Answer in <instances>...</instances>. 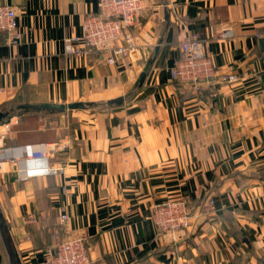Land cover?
<instances>
[{
	"label": "crops",
	"instance_id": "1",
	"mask_svg": "<svg viewBox=\"0 0 264 264\" xmlns=\"http://www.w3.org/2000/svg\"><path fill=\"white\" fill-rule=\"evenodd\" d=\"M145 3L132 28L141 47L111 66L67 52L98 0H0L22 34L11 47L0 33V111L88 104L0 124L1 217L21 264H40L68 234L87 237L93 264H264V0ZM195 36L237 83L195 93L172 80L179 43ZM27 144L50 145L64 173L21 180L9 158ZM183 200L189 228L159 234L154 206ZM0 264H11L1 233Z\"/></svg>",
	"mask_w": 264,
	"mask_h": 264
},
{
	"label": "built area",
	"instance_id": "2",
	"mask_svg": "<svg viewBox=\"0 0 264 264\" xmlns=\"http://www.w3.org/2000/svg\"><path fill=\"white\" fill-rule=\"evenodd\" d=\"M98 6L96 14H89L84 19L81 36L69 40L71 45L67 52L74 56L99 55L108 65H122L141 47V38L132 32V28L137 18L149 9V5L145 0H98ZM0 33L6 35L7 44L11 47L21 42L17 13L8 4L0 5ZM231 36L230 30L220 34L225 39ZM177 53L170 71L171 78L187 85L195 93L212 86L217 79L225 84L240 80L235 72L218 76L212 56L206 52L204 41L197 36L182 40ZM48 147V144H27L12 149L18 156L10 157L9 161L21 180L64 173L63 165L50 167ZM209 209L211 213H216L217 201L211 199ZM153 217L159 234L172 235L188 229L192 218L188 203L184 200L155 205ZM36 221L35 214H29L25 218L27 224ZM60 221L63 225L68 222L67 213L61 215ZM87 243V237L68 234L59 240L56 248L49 251L40 264H93Z\"/></svg>",
	"mask_w": 264,
	"mask_h": 264
},
{
	"label": "water",
	"instance_id": "3",
	"mask_svg": "<svg viewBox=\"0 0 264 264\" xmlns=\"http://www.w3.org/2000/svg\"><path fill=\"white\" fill-rule=\"evenodd\" d=\"M259 47L260 50L264 51V37L261 38V40L259 41ZM146 74H142L141 75V82H143V80L145 79ZM116 103H118L117 101H115ZM113 102H109L108 104H112ZM23 108L26 111L29 110H35V111H41V110H46V111H57V112H63L66 110H72V109H81L80 104L77 103H71L68 105H55V104H43L41 106H29V105H24ZM4 224H3V220L1 217V210H0V233L3 239V242L5 244L7 253L10 257V261L11 264H21L20 259L18 257V254L15 250V248L13 247V245L11 244L8 236H7V232H5V228H4Z\"/></svg>",
	"mask_w": 264,
	"mask_h": 264
},
{
	"label": "rangeland",
	"instance_id": "4",
	"mask_svg": "<svg viewBox=\"0 0 264 264\" xmlns=\"http://www.w3.org/2000/svg\"><path fill=\"white\" fill-rule=\"evenodd\" d=\"M34 112H24L23 110H18V109H14L10 114L12 115V116H20L21 115V117L22 116H24V115H29V114H33ZM41 115L42 114H45V112H41L40 113ZM4 121H6V120H4ZM1 124V123H0ZM24 125H26V127H33L35 124L33 123V122H29V123H27V124H24ZM21 138L22 139H25V137H24V135L22 134V136H21Z\"/></svg>",
	"mask_w": 264,
	"mask_h": 264
},
{
	"label": "trees",
	"instance_id": "5",
	"mask_svg": "<svg viewBox=\"0 0 264 264\" xmlns=\"http://www.w3.org/2000/svg\"><path fill=\"white\" fill-rule=\"evenodd\" d=\"M88 104H80V107L83 108L85 106H87ZM24 105H22L21 107L18 108V110H25L23 108ZM11 112H7V111H0V123L3 122L4 120H8L12 115L10 114ZM4 224V223H3Z\"/></svg>",
	"mask_w": 264,
	"mask_h": 264
}]
</instances>
